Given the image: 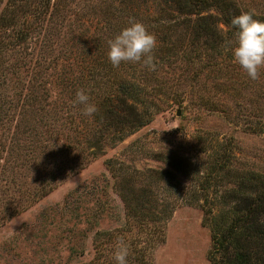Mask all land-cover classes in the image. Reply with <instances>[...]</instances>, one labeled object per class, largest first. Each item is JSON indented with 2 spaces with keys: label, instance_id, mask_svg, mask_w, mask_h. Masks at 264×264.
<instances>
[{
  "label": "trees",
  "instance_id": "obj_1",
  "mask_svg": "<svg viewBox=\"0 0 264 264\" xmlns=\"http://www.w3.org/2000/svg\"><path fill=\"white\" fill-rule=\"evenodd\" d=\"M257 3L258 0H0V127L4 122L12 124L13 146L22 145L20 142L26 138L20 136L24 133L30 139L35 137V141L44 132L49 133L54 120L46 119L41 124L36 120L31 125L26 116L45 98L37 96L40 82L34 79L50 61L37 53L43 55L39 50L45 49L54 33L68 21L83 23L101 15L96 23L103 19L109 39L113 34L108 33L118 34L130 18H135L155 35L157 47L155 70H150L142 62L113 67L107 55L108 38H95L89 44L93 46L88 48L90 52L100 49L103 56L94 55L98 64L88 66L87 72L93 80L112 87L111 95L105 97L104 88L102 92L94 90L100 85L88 83L90 100L104 96L90 116L94 126L99 125L98 137L108 133V141L114 143L147 124L162 101L158 97L164 91L159 72L174 69H179L177 78L189 80L197 90H202L204 79L213 74V86L219 85V93L212 97L199 95L201 106L229 110L235 117L252 115L251 129L264 132V68L255 81L253 100L238 98L243 87L239 85L244 82L239 77L244 74L232 53L238 28L231 21L241 11H253L254 18L264 21V8L253 6ZM123 64L132 70H121ZM22 68L31 72L26 91L3 87L11 74ZM246 78L249 79L247 75ZM188 101L196 102L191 98ZM103 102H107L106 107ZM65 138L75 143L68 135ZM97 138L91 140L94 146ZM236 152V144L229 138L212 143L208 158L193 168L184 164L182 155L161 152L153 156L169 168L136 169L108 158L106 165L114 177L113 188L123 202L125 221L120 230L97 231L100 254L84 264H117L109 252H115L119 239L129 246L128 264H154V251L165 239L167 220L180 204L194 201L199 202L203 222L209 228V264H264V172L240 165ZM80 157L74 155L71 161H79ZM51 176L55 178L54 173ZM181 176L187 178L186 183L181 182ZM116 231H121L120 235Z\"/></svg>",
  "mask_w": 264,
  "mask_h": 264
},
{
  "label": "rangeland",
  "instance_id": "obj_2",
  "mask_svg": "<svg viewBox=\"0 0 264 264\" xmlns=\"http://www.w3.org/2000/svg\"><path fill=\"white\" fill-rule=\"evenodd\" d=\"M258 1L253 6L264 8V0ZM98 17L83 23L68 21L54 33L49 45L39 50L43 55L37 53L50 61L34 79L40 82L37 96L47 99H40L26 116L31 125L36 120L40 124L54 120L49 133L44 132L38 141L24 133L20 136L26 138L20 142L24 147L13 146L12 124L4 122L0 127V264H84L99 255L97 231L120 230L125 221L123 202L113 188L114 177L106 165L108 158L136 169L169 168L153 156L161 152L182 155L184 164L193 168L208 158L212 143L231 138L240 165L264 172V132L251 129L252 115L235 117L229 110L201 106L199 95L212 97L219 93V85L213 86V74L204 79L203 89L197 90L189 80L177 78L179 69L159 72L164 91L159 93L162 101L153 110L152 119L114 143L108 141V133L98 137L99 125L94 126L92 116L84 115L83 106L74 103L76 92H88L91 84L100 85L94 90L104 88L105 97L111 95L108 83L95 82L87 72L88 66L98 64L94 55L103 56L100 49L90 52L88 48L93 46L89 44L95 38L109 39L103 19L96 23ZM116 33L108 34L114 37ZM120 69H127V73L131 67L123 64ZM242 72L239 80L244 82L239 85L243 87L238 98L248 97L245 100L249 102L257 84ZM14 74L3 87L24 93L30 70L22 68ZM103 97L90 102L99 108ZM67 135L75 143L65 138ZM96 138L94 146L91 140ZM74 155L81 156L80 160L72 162ZM180 180L187 182L183 176ZM209 246V228L203 222L199 202L182 203L167 220L165 239L154 251V264H209Z\"/></svg>",
  "mask_w": 264,
  "mask_h": 264
},
{
  "label": "clouds",
  "instance_id": "obj_3",
  "mask_svg": "<svg viewBox=\"0 0 264 264\" xmlns=\"http://www.w3.org/2000/svg\"><path fill=\"white\" fill-rule=\"evenodd\" d=\"M253 11H241L233 17L231 23L238 28L237 38L232 47L235 62L247 76L256 81L264 68V21L254 18ZM108 59L113 67L122 63H143L155 70L154 50L157 39L146 26L135 18L118 34L107 41ZM75 104L83 106V114L92 116L97 107L90 102V96L84 89L76 92ZM129 246L123 239L117 242L114 259L117 264H128Z\"/></svg>",
  "mask_w": 264,
  "mask_h": 264
}]
</instances>
